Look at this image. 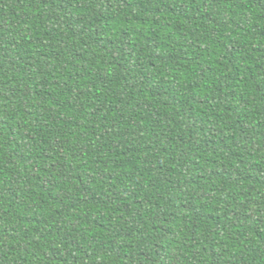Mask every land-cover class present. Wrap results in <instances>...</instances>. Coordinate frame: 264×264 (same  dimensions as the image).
Here are the masks:
<instances>
[{
  "label": "trees",
  "instance_id": "1",
  "mask_svg": "<svg viewBox=\"0 0 264 264\" xmlns=\"http://www.w3.org/2000/svg\"><path fill=\"white\" fill-rule=\"evenodd\" d=\"M0 264H264V0H0Z\"/></svg>",
  "mask_w": 264,
  "mask_h": 264
}]
</instances>
